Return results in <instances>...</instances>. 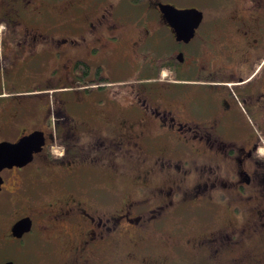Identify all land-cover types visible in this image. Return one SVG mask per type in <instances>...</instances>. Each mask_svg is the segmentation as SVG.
<instances>
[{"label": "flooded vegetation", "instance_id": "af4514ba", "mask_svg": "<svg viewBox=\"0 0 264 264\" xmlns=\"http://www.w3.org/2000/svg\"><path fill=\"white\" fill-rule=\"evenodd\" d=\"M160 4L177 7L0 0V130L16 134L0 141L33 130L45 136L30 162L0 172V208L16 207L0 225V254L4 246L20 251L27 234L37 259L54 264L108 261L117 246L119 261L145 254L148 264L157 261L151 244L249 260L264 248V0L196 8L188 37ZM51 80L82 87L70 108L61 100L62 116L46 114V89L30 88ZM130 164L129 186L74 185L84 173L123 177ZM41 174H49L43 182ZM215 203L230 208L232 222L151 240L171 234L178 210ZM25 217L28 230L13 235ZM8 261L19 264L0 257Z\"/></svg>", "mask_w": 264, "mask_h": 264}, {"label": "rangeland", "instance_id": "374dc122", "mask_svg": "<svg viewBox=\"0 0 264 264\" xmlns=\"http://www.w3.org/2000/svg\"><path fill=\"white\" fill-rule=\"evenodd\" d=\"M165 2H170L174 4L177 7L180 8H198L203 9L206 11H213L214 10V4L217 0H164ZM147 0H141L142 4H145ZM53 81V80H51ZM67 86V87H66ZM110 87H114L115 84L109 85ZM30 88H43L46 89L45 94V106L46 114H52L56 110L60 111L61 109V100H65V106L70 108L71 105V99L74 98V90L75 88H82L81 85L77 83H62V84H55L54 81L52 83L44 82L42 81L40 83H35V86H31ZM1 90H4V87L2 86ZM43 112V110H41ZM63 112L60 111V115ZM62 116V115H61ZM32 125V124H30ZM14 130L3 128L0 130V139H13L15 137ZM87 151V149H85ZM60 152V151H58ZM56 153V154H55ZM55 156L57 155V151L53 153ZM60 164V163H59ZM58 164V165H59ZM63 166V165H62ZM35 169V164H32L28 167L27 170L30 172ZM136 167L134 164H130L126 166L123 170V177H114L110 176L107 178L106 176H100L97 175V177L91 176L88 173H84L87 177H82L83 182L79 184L78 181L74 182L78 183V185H81L85 189L89 188H101L103 185H106L107 188L110 189H117L120 188V181L123 180L126 185H131L133 181V176L135 175ZM49 174H47L48 177ZM45 174H41L40 180L45 181L47 178ZM51 177V176H49ZM59 177H56V181L58 182ZM43 187V185H42ZM125 188V185L123 186ZM124 193V192H120ZM15 206H2L0 208V225L4 226L8 219L13 216V212ZM20 208V207H19ZM18 208V209H19ZM263 208V207H260ZM181 210V209H180ZM178 210V216H175V229L171 231V234H165L162 232H156L152 234L151 240L153 241L154 238L157 240H160L159 237L164 236H172V237H181L186 235H196L200 233V229H206L208 227H216L219 228L223 223L226 222H232L231 220V213L230 208L227 207L225 204L222 203H215V204H206L203 206L202 209H198V206L194 208H185L182 209L183 211ZM174 226V225H173ZM170 226V227H173ZM228 227H232L229 225ZM221 233H225V231H222ZM221 233H219L221 235ZM261 233V232H260ZM259 233V235H261ZM261 239V238H259ZM157 240V241H158ZM20 251L12 250L11 246H4L0 257H12L15 258L16 261L19 262V264H24L27 262L28 259L30 261L36 260L39 263L43 264H54L58 263L59 260H49V259H37V253L35 249H32L31 244V235L27 234L24 236V241L20 243ZM159 245H153L151 244L148 248V253H152L153 256H156L157 261L150 264H264V248L258 249L255 252L256 259L249 260L247 258L240 259L238 258V254L235 252L233 257H230L227 254L220 253L216 257H209V256H202L201 254H194L193 252H178L172 247H165L163 248V244L159 243ZM244 249H241L243 252ZM147 251V250H146ZM147 253V254H148ZM114 258H111L107 261L104 258H95L93 260H85L83 262L77 263V264H148L150 260L148 259L147 255L143 254L138 257L137 259L131 258L129 261H119V258L121 256V252L119 251V247L117 246L116 249H114V252L110 250V255ZM109 255V256H110ZM17 262V263H18ZM160 262V263H159ZM29 263V262H28ZM66 264H75L73 262L67 261Z\"/></svg>", "mask_w": 264, "mask_h": 264}, {"label": "water", "instance_id": "95a60500", "mask_svg": "<svg viewBox=\"0 0 264 264\" xmlns=\"http://www.w3.org/2000/svg\"><path fill=\"white\" fill-rule=\"evenodd\" d=\"M161 11L167 16L169 22L175 20L178 34L181 37H188L200 19L201 12L196 8H177L170 4H160ZM44 132L42 130H33L28 134L20 136L15 141H0V172L4 168L12 166H23L32 160L33 154L42 150L44 145ZM0 175V188L2 183ZM30 220L25 217L16 221L12 227V234L20 236L27 231ZM3 264H13L11 261Z\"/></svg>", "mask_w": 264, "mask_h": 264}]
</instances>
